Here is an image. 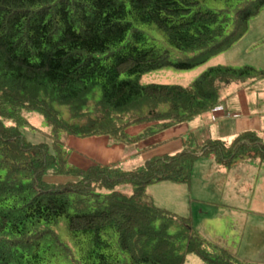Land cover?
<instances>
[{"label": "trees", "instance_id": "16d2710c", "mask_svg": "<svg viewBox=\"0 0 264 264\" xmlns=\"http://www.w3.org/2000/svg\"><path fill=\"white\" fill-rule=\"evenodd\" d=\"M205 1L0 0V264H187L189 254L204 264H260L210 249L191 217L157 206L147 189L190 183L200 157L226 168L264 161L257 131L131 170L70 162L71 136L135 142L212 112L234 84L264 79V69L218 64L188 85L142 83L146 71L193 69L228 50L264 8V0ZM139 23L155 24L180 55L149 44ZM25 110L44 117L51 142L26 137ZM140 124L144 134L129 136ZM71 241L83 244L80 254Z\"/></svg>", "mask_w": 264, "mask_h": 264}, {"label": "crops", "instance_id": "0c3cea01", "mask_svg": "<svg viewBox=\"0 0 264 264\" xmlns=\"http://www.w3.org/2000/svg\"><path fill=\"white\" fill-rule=\"evenodd\" d=\"M253 19L254 17L251 20ZM242 43L246 49L244 51L245 55L241 56L238 62H243L242 64L251 65L258 69H264V47L260 48L264 45V31L251 34L250 36L246 33L244 37L230 48L239 47L236 45H242ZM234 85H232V89H230L231 86L226 89L220 105L212 112L165 129L152 137L151 140L140 138L135 142L112 143L105 136L86 138L71 136L68 140L69 146L73 150L70 155V162L85 169L92 164L99 163L103 165L116 164L124 170H131L157 156L178 153L188 146H200L201 143L207 140L231 142L243 131L255 130L264 138V79ZM245 91L248 94H241V92ZM240 95L242 97L247 96L239 98ZM200 161L201 163L196 169L198 177L201 176L205 179L210 172L214 173V175L220 172V170H217L220 169L218 167L220 165L213 158L207 157H200L196 161L194 169ZM243 161L246 165L259 169L256 175L260 174L263 178L259 191L261 207L264 210V161L259 158H249ZM237 163L228 168V170L232 171L231 169L238 166ZM194 174L192 173V176ZM219 183L214 188L209 186L205 189L208 195H205L202 200L205 203L202 205L201 215L208 214V211H205L206 205L210 208L209 210L215 209V206L218 204L236 210H244L248 207L252 209V204L249 200H252L256 196L257 186L254 189L251 184L248 190H244L246 193L241 195L237 192V190L241 191V189L237 188L234 193H231L230 200L223 203V201L218 199L220 197L217 195V192L221 190L218 188ZM184 184L172 181H160L150 184L147 189L157 206L184 214L190 209L192 202L198 200L187 195L186 188L183 186ZM262 230L264 232V226H262ZM255 244L256 248L264 246V241L260 238ZM244 258L247 261L257 260L260 262L258 259H254L255 257L252 255L251 259L249 257Z\"/></svg>", "mask_w": 264, "mask_h": 264}, {"label": "rangeland", "instance_id": "374dc122", "mask_svg": "<svg viewBox=\"0 0 264 264\" xmlns=\"http://www.w3.org/2000/svg\"><path fill=\"white\" fill-rule=\"evenodd\" d=\"M224 4L225 2L223 0L205 1V5L209 8H220L223 7ZM137 27L145 31L149 44L157 45L162 49H170L172 53V59H175L180 55V51L170 44L164 32L161 31L155 24L139 23L137 24ZM260 31H264V8L256 17H254L253 20L250 21L247 34L250 36L251 34L259 33ZM236 46L239 47H233L234 49L230 48L226 51H223L213 56L206 63L193 69L183 70L169 65L160 69L146 71L142 74L141 81L144 84L162 83L188 85L210 66L218 64L229 65L233 67L244 66L245 64H242L243 62L238 61L241 56L245 55L244 51L246 49L243 43L242 45ZM263 47L264 45H262L260 48ZM252 53L254 52L252 51ZM123 77H125V75H122V78ZM232 88L233 86L230 87V89ZM245 93L248 94L247 91L241 92V94ZM245 96L242 97V95H240L239 98H245ZM24 115L28 119V124L22 127L26 137L33 142H51L50 129L44 117L38 112L27 110L24 111ZM147 126L148 125L146 124L133 125L129 127L128 134L131 137L142 135L144 134ZM161 132L162 131H159L154 133L152 136L142 138L143 140H151L152 137L158 135ZM62 138L65 139V136L62 135ZM67 139L69 140V138ZM202 144L203 143H201V145ZM247 159L249 158L240 160L237 163L238 166L231 169L232 171H229L226 167H220L217 165L220 168L217 170H220V172L215 175L214 173L210 172L205 179L201 176H197L196 169L201 161L198 162V165L194 169L195 171H193V174H195L192 176V181L183 185L186 188L187 195L197 198L198 200H194L192 202L190 209L185 212L186 214H178L191 217L194 227L211 242L209 247L210 249L213 250L212 246H218L244 260H246L244 257H249V259H251L252 255L255 257L254 259H258L260 261L258 262L257 260H253L252 262L256 261L255 263L264 264V246H258L256 248L255 244L260 238H262L264 241V232L262 230V226H264V210H262L263 208L261 207V196L259 191L260 183L263 182V178L260 174L256 175V172L258 173L259 169L246 165L243 160L246 161ZM259 177L260 179L258 181ZM51 179H54L55 181H64L66 178H64V176H53ZM218 182H220L218 188L221 190L217 192V195L220 197L218 199L223 201V203L230 200L231 193H234L237 188L241 189L242 192L237 190L239 195H241L246 193L244 190H248L251 184L253 185L254 189L257 186L258 188L256 196L252 200H249V202L252 204V209L248 207L244 210H236L227 208L225 206H220L221 204H218L215 206V209L209 210L210 208L206 205L205 211H208V214L201 215L200 211H202V205L205 203L202 200L204 199L205 195H208V192L205 191V189L209 186L214 188L217 186ZM174 231V229L170 230L171 233H174ZM67 235V232L63 233L65 240H67ZM71 243L75 249V252L78 254H80V252L84 249V246L81 243H74L72 241ZM186 263L204 264V262L196 254H189Z\"/></svg>", "mask_w": 264, "mask_h": 264}]
</instances>
